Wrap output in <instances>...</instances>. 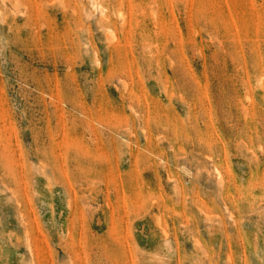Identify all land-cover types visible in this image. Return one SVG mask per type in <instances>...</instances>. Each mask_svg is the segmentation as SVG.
<instances>
[{
    "label": "rangeland",
    "instance_id": "374dc122",
    "mask_svg": "<svg viewBox=\"0 0 264 264\" xmlns=\"http://www.w3.org/2000/svg\"><path fill=\"white\" fill-rule=\"evenodd\" d=\"M0 264H264V0H0Z\"/></svg>",
    "mask_w": 264,
    "mask_h": 264
}]
</instances>
